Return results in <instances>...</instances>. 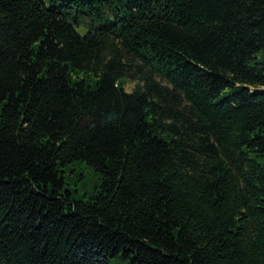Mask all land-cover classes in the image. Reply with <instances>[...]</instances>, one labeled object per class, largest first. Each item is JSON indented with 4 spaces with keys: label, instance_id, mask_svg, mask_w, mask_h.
Returning <instances> with one entry per match:
<instances>
[{
    "label": "trees",
    "instance_id": "16d2710c",
    "mask_svg": "<svg viewBox=\"0 0 264 264\" xmlns=\"http://www.w3.org/2000/svg\"><path fill=\"white\" fill-rule=\"evenodd\" d=\"M262 158L264 0H0V264H264Z\"/></svg>",
    "mask_w": 264,
    "mask_h": 264
},
{
    "label": "rangeland",
    "instance_id": "374dc122",
    "mask_svg": "<svg viewBox=\"0 0 264 264\" xmlns=\"http://www.w3.org/2000/svg\"><path fill=\"white\" fill-rule=\"evenodd\" d=\"M128 89H132V86H129ZM261 162L264 164V158L261 159ZM64 176V186L71 189L72 194L83 201H86L94 193V187L98 183V176L86 163L69 167L65 170Z\"/></svg>",
    "mask_w": 264,
    "mask_h": 264
}]
</instances>
